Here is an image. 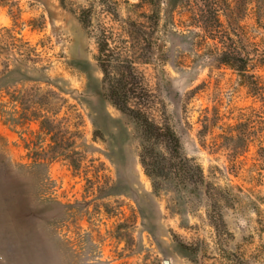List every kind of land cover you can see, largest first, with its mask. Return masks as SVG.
Returning <instances> with one entry per match:
<instances>
[{
	"label": "rangeland",
	"instance_id": "obj_1",
	"mask_svg": "<svg viewBox=\"0 0 264 264\" xmlns=\"http://www.w3.org/2000/svg\"><path fill=\"white\" fill-rule=\"evenodd\" d=\"M196 6L0 0V60L19 58L12 42L30 54L0 88L32 79L34 101L58 109L52 126L39 119L25 127L34 130V163L0 117V264H264L261 102L236 71L216 63L219 46ZM152 11L157 26L139 27ZM245 23L257 38L253 19ZM102 32L136 61L152 114L200 165L205 183L193 192L173 191L168 179L153 194L138 159L139 129L103 95Z\"/></svg>",
	"mask_w": 264,
	"mask_h": 264
},
{
	"label": "trees",
	"instance_id": "obj_2",
	"mask_svg": "<svg viewBox=\"0 0 264 264\" xmlns=\"http://www.w3.org/2000/svg\"><path fill=\"white\" fill-rule=\"evenodd\" d=\"M195 1L197 6L194 16L219 46L216 63L236 71L248 91L261 102L259 116L262 135L259 150L264 160V0ZM248 17L253 19L256 30L260 31V35H255L257 38L251 36L250 26L245 23ZM80 20L85 26L89 23L84 15H80ZM158 21V13L152 11L147 25L141 23L139 27L153 30ZM96 44V60L103 74V95L139 129L142 141L138 159L151 181L153 194L160 193L164 181L168 179L175 180L173 191L176 192L179 188L192 187L188 190L191 193L199 185H204L200 165L182 154L180 139L174 129L167 122L157 121L152 114L154 100L149 88L140 82L136 61L124 55L122 50L116 52L103 32L96 38ZM8 45H12V51L20 56H5L0 60V79L18 75L20 70L17 67L30 60V54L23 52L15 42ZM147 47H152L149 38ZM31 81L29 78H19L11 86L0 88L6 98L5 101L0 100V117L4 125L17 132L26 156L34 163V130L27 131L25 127L39 119L40 126L43 127V123L52 126L57 120L58 109H45L41 101H34V83ZM50 92L53 90L47 91ZM24 132L28 135L23 136ZM67 153L75 154L76 150L68 148Z\"/></svg>",
	"mask_w": 264,
	"mask_h": 264
}]
</instances>
